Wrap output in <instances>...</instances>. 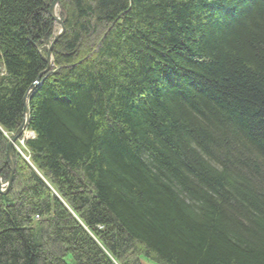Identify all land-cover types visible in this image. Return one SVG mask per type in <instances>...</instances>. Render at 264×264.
<instances>
[{
    "label": "trees",
    "instance_id": "1",
    "mask_svg": "<svg viewBox=\"0 0 264 264\" xmlns=\"http://www.w3.org/2000/svg\"><path fill=\"white\" fill-rule=\"evenodd\" d=\"M54 1L0 0L4 183ZM59 9L35 138L0 194V264H264V0Z\"/></svg>",
    "mask_w": 264,
    "mask_h": 264
},
{
    "label": "water",
    "instance_id": "2",
    "mask_svg": "<svg viewBox=\"0 0 264 264\" xmlns=\"http://www.w3.org/2000/svg\"><path fill=\"white\" fill-rule=\"evenodd\" d=\"M61 0H55L53 4L50 7V15L55 22L60 28L59 32L55 34L54 40L51 43L49 49H48V55L46 58V63H47V69L39 76L38 80L30 87L28 90L25 98H24V113H23V122L19 129L17 130L16 134L9 140L8 143V150H7V157H8V163L9 167L11 170V176L6 185L3 184L2 178L0 177V194L1 195H6L13 184L14 180V175H15V163L13 159V149L18 143V141L21 140V138L25 137L26 139H34L35 134L34 132H27L28 125H29V117H30V112H29V106H28V101L31 96V94L42 84L43 78L52 71V66H53V51L54 48L58 42V40L62 37V35L65 33V24L63 20L61 19L60 15L58 14V8L60 5ZM28 134V136H27ZM4 189V190H3Z\"/></svg>",
    "mask_w": 264,
    "mask_h": 264
},
{
    "label": "rangeland",
    "instance_id": "3",
    "mask_svg": "<svg viewBox=\"0 0 264 264\" xmlns=\"http://www.w3.org/2000/svg\"><path fill=\"white\" fill-rule=\"evenodd\" d=\"M60 13V9L58 8V14ZM56 28H58L57 29V31L59 32V30H60V28L59 27H56ZM57 32V33H58ZM56 33V32H55ZM56 33V34H57ZM27 132H30V131H27ZM31 133V132H30ZM13 136H11V137H9L10 139L12 138ZM26 138L25 137H23V139H21L20 141H18V143L16 144V146L14 147V149L16 150V151H18L19 153L21 152V148H24V140H25ZM26 140H30V139H26ZM13 149V150H14ZM23 155V154H22ZM2 181H3V179H2ZM14 181V180H13ZM3 184L4 185H6L7 183H4V181H3ZM4 190V189H3ZM9 193V192H8ZM7 193V194H8ZM38 219V218H37ZM141 264H155V263H152V262H150L149 260H147V259H145V258H142L141 259V262H140Z\"/></svg>",
    "mask_w": 264,
    "mask_h": 264
},
{
    "label": "bare ground",
    "instance_id": "4",
    "mask_svg": "<svg viewBox=\"0 0 264 264\" xmlns=\"http://www.w3.org/2000/svg\"><path fill=\"white\" fill-rule=\"evenodd\" d=\"M56 26L57 27H59L57 24H56ZM48 55V54H47ZM47 58V57H46ZM53 65H54V58H53ZM52 68H53V66H52ZM27 136H28V134H27ZM29 137V136H28Z\"/></svg>",
    "mask_w": 264,
    "mask_h": 264
}]
</instances>
